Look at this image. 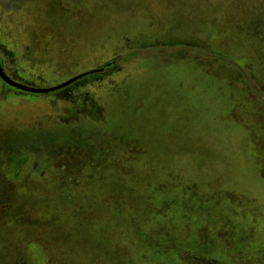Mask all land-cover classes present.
Wrapping results in <instances>:
<instances>
[{
  "label": "rangeland",
  "instance_id": "rangeland-1",
  "mask_svg": "<svg viewBox=\"0 0 264 264\" xmlns=\"http://www.w3.org/2000/svg\"><path fill=\"white\" fill-rule=\"evenodd\" d=\"M0 264H264V0H0Z\"/></svg>",
  "mask_w": 264,
  "mask_h": 264
},
{
  "label": "water",
  "instance_id": "water-1",
  "mask_svg": "<svg viewBox=\"0 0 264 264\" xmlns=\"http://www.w3.org/2000/svg\"><path fill=\"white\" fill-rule=\"evenodd\" d=\"M88 74H82L78 75L76 77H73L69 79L68 81L57 85L55 87L45 88V89H39V88H30L27 86H24L22 84H19L13 80H11L6 74L4 73L1 64H0V83L3 85V87H6L12 91L21 93V94H29V95H37V96H45L50 94L59 93L63 90H65L67 87H69L71 84L81 80Z\"/></svg>",
  "mask_w": 264,
  "mask_h": 264
},
{
  "label": "flooded vegetation",
  "instance_id": "flooded-vegetation-1",
  "mask_svg": "<svg viewBox=\"0 0 264 264\" xmlns=\"http://www.w3.org/2000/svg\"><path fill=\"white\" fill-rule=\"evenodd\" d=\"M4 55V51L2 52V49L0 48V64H1V67L4 71V73L6 74V76H8L11 80L15 81L14 79H12L11 76H9L8 74V71H7V67H6V62L4 61V58H6L4 56L3 58V55ZM114 63L111 62V63H106L105 65H103L101 68L99 69H96V70H93V71H90L88 73H85V74H88L87 76H85L84 78H89V77H92V76H98V75H102V74H105L107 71L111 70L113 68V65ZM82 75V74H81ZM83 79V78H82ZM1 84V83H0ZM74 84V83H73ZM71 84V85H73ZM70 85V86H71ZM1 86L3 87V85L1 84ZM64 91V90H63ZM62 92V91H61Z\"/></svg>",
  "mask_w": 264,
  "mask_h": 264
},
{
  "label": "trees",
  "instance_id": "trees-1",
  "mask_svg": "<svg viewBox=\"0 0 264 264\" xmlns=\"http://www.w3.org/2000/svg\"><path fill=\"white\" fill-rule=\"evenodd\" d=\"M200 261H201L200 264H219L216 261H212V260L211 261H207V260L204 261V259H201Z\"/></svg>",
  "mask_w": 264,
  "mask_h": 264
}]
</instances>
